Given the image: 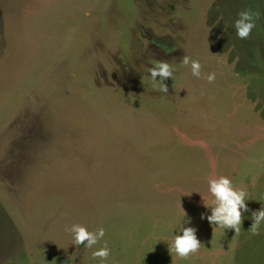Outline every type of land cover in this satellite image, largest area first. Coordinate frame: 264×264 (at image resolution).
Instances as JSON below:
<instances>
[{"label": "rangeland", "instance_id": "1", "mask_svg": "<svg viewBox=\"0 0 264 264\" xmlns=\"http://www.w3.org/2000/svg\"><path fill=\"white\" fill-rule=\"evenodd\" d=\"M221 176L247 193L237 232L208 219ZM262 207L264 0H0V264H264Z\"/></svg>", "mask_w": 264, "mask_h": 264}, {"label": "clouds", "instance_id": "2", "mask_svg": "<svg viewBox=\"0 0 264 264\" xmlns=\"http://www.w3.org/2000/svg\"><path fill=\"white\" fill-rule=\"evenodd\" d=\"M254 27V14L250 10L241 11L234 22L236 35L240 39H246ZM182 63L184 65L190 64L192 75L200 78L201 64L198 60H192L190 57L184 56L182 58ZM172 75V67L167 62L158 63L150 71L153 83L160 84L159 91L163 93H168V88L164 80L172 77ZM157 77L160 79L157 80ZM206 78L209 83L213 82L215 80V73L208 74ZM209 191L214 197L212 202L214 214L208 218L209 221L218 222V224L213 223L214 225H218L216 226L218 228L235 229V232H237L242 220V210H248L245 204L247 193L243 189H236L232 181L224 176L218 179H210ZM252 218L254 219V223L250 231H252L253 234H258L261 224L264 223V207L253 213ZM186 222L187 221L184 223ZM68 231L73 234V245L78 246L84 244L85 247L89 249L105 236V230L103 228L91 231L81 224H73ZM180 231L183 232V235L179 234ZM200 245L201 244L194 235V230L181 226L176 232L173 242L169 245V249L174 250L179 257L186 258L190 253L198 251ZM109 254L110 248L106 241L102 247L92 252V256L94 258H100L101 261L107 260Z\"/></svg>", "mask_w": 264, "mask_h": 264}]
</instances>
